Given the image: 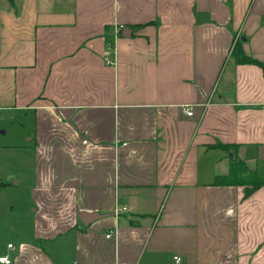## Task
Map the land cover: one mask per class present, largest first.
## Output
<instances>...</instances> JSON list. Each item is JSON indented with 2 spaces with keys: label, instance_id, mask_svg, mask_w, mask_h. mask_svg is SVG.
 <instances>
[{
  "label": "crops",
  "instance_id": "1",
  "mask_svg": "<svg viewBox=\"0 0 264 264\" xmlns=\"http://www.w3.org/2000/svg\"><path fill=\"white\" fill-rule=\"evenodd\" d=\"M237 42L264 63V0H0V117L32 156L16 218L0 174V257L264 264V185L215 183L217 144L264 180V71Z\"/></svg>",
  "mask_w": 264,
  "mask_h": 264
},
{
  "label": "rangeland",
  "instance_id": "2",
  "mask_svg": "<svg viewBox=\"0 0 264 264\" xmlns=\"http://www.w3.org/2000/svg\"><path fill=\"white\" fill-rule=\"evenodd\" d=\"M16 122H18L19 125L21 121L17 120ZM14 124L15 122L9 126V123L7 124V121H5L4 117H0V174L4 173L2 175H6V177L7 175L11 174L12 180L10 181V184L14 185V181L19 180V184H16L15 187L20 188L17 193L1 195L3 196V203L8 201H19L18 203H15L16 206L12 210L14 211L13 215L16 218L20 216L18 210L21 207L22 200L24 198L26 199L27 197V195L24 194V188L28 187V185H22H24V182H26L29 177L32 156L29 154L30 152H24V149L28 147V145H23L25 137L21 135L22 133L20 132V125L17 129V125ZM16 129L17 135L14 133ZM11 187L14 188V186ZM7 206L9 208L11 207L10 204H7ZM25 220L26 219L21 218L22 224L25 223ZM9 240L14 242L15 239L10 237Z\"/></svg>",
  "mask_w": 264,
  "mask_h": 264
},
{
  "label": "trees",
  "instance_id": "3",
  "mask_svg": "<svg viewBox=\"0 0 264 264\" xmlns=\"http://www.w3.org/2000/svg\"><path fill=\"white\" fill-rule=\"evenodd\" d=\"M133 28L138 29L140 26ZM230 56L235 60L236 64L255 65L262 68L264 71V63L245 55L241 49L240 42H237L233 45ZM216 146L226 151L232 150L233 152V157L230 159L228 174L226 176L217 178L215 181L216 184L244 186L245 197L251 195L255 190L264 185V180H262L254 171L249 170L242 160L238 159L235 152V145L217 144Z\"/></svg>",
  "mask_w": 264,
  "mask_h": 264
},
{
  "label": "water",
  "instance_id": "4",
  "mask_svg": "<svg viewBox=\"0 0 264 264\" xmlns=\"http://www.w3.org/2000/svg\"><path fill=\"white\" fill-rule=\"evenodd\" d=\"M128 32H131V31L128 30ZM123 36H129V33L127 35V34H125V32H123ZM242 40H244V38H242ZM79 217L83 221V223L88 224V223L92 222L93 220L98 219L100 216L97 214H94V213H92V214L83 213Z\"/></svg>",
  "mask_w": 264,
  "mask_h": 264
},
{
  "label": "built area",
  "instance_id": "5",
  "mask_svg": "<svg viewBox=\"0 0 264 264\" xmlns=\"http://www.w3.org/2000/svg\"><path fill=\"white\" fill-rule=\"evenodd\" d=\"M185 112H186V115H188V116H190L192 114V112L189 111L188 109L187 110L185 109ZM8 247L11 248V244L8 245ZM174 260H175V262H179L180 258L175 257ZM0 264H10V260L8 259L7 256H2V257H0ZM121 264H124V263H121Z\"/></svg>",
  "mask_w": 264,
  "mask_h": 264
}]
</instances>
